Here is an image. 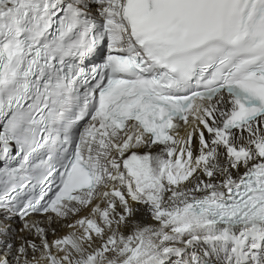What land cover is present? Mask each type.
<instances>
[{"label": "snow or ice", "instance_id": "snow-or-ice-1", "mask_svg": "<svg viewBox=\"0 0 264 264\" xmlns=\"http://www.w3.org/2000/svg\"><path fill=\"white\" fill-rule=\"evenodd\" d=\"M0 264H264V0H0Z\"/></svg>", "mask_w": 264, "mask_h": 264}]
</instances>
